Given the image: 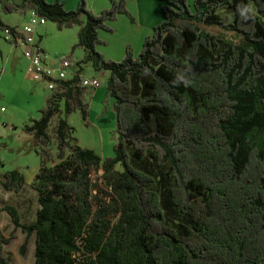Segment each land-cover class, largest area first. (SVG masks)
Instances as JSON below:
<instances>
[{
  "label": "trees",
  "instance_id": "obj_1",
  "mask_svg": "<svg viewBox=\"0 0 264 264\" xmlns=\"http://www.w3.org/2000/svg\"><path fill=\"white\" fill-rule=\"evenodd\" d=\"M164 19L136 55L121 61L99 51L102 29L130 15L126 0L97 14L88 0H0V29L19 26L3 13L36 9L59 28L79 26L81 70L47 98L24 130L41 166L33 223L0 204L26 239L34 264H264V0H161ZM86 15L87 21L81 19ZM237 32L231 39L207 29ZM17 43L15 38L9 40ZM109 72L119 143L103 157L79 145L68 116L90 115L83 64ZM21 192L19 170L0 180ZM0 239V264H14Z\"/></svg>",
  "mask_w": 264,
  "mask_h": 264
},
{
  "label": "rangeland",
  "instance_id": "obj_2",
  "mask_svg": "<svg viewBox=\"0 0 264 264\" xmlns=\"http://www.w3.org/2000/svg\"><path fill=\"white\" fill-rule=\"evenodd\" d=\"M9 1L22 4L25 0ZM48 1L53 3L56 0ZM94 3L96 10L92 11L95 13H101L105 9L102 8L104 7L102 4H108L110 7L109 0H94ZM189 3L192 4L190 7L195 9L194 0H189ZM26 16L20 10L3 13V19L13 25L27 21ZM81 19L86 22V15H82ZM207 29L231 39L239 40L241 37L239 33L217 25H209ZM41 30L44 34L40 44L45 50L47 60L51 64H59L62 58H70L72 66L68 69V76L74 73V70H78L85 57V50L82 47L74 48L79 40L80 27L61 29L55 21L47 20ZM39 38L37 35L38 40ZM25 58L23 46L9 41L5 31L0 29V180L7 171L19 170L29 184L27 190L36 192L32 183L40 169L41 157L35 151L34 137L24 130V125L32 118L40 117L52 90L44 81H35L27 75L28 63ZM86 68L92 70L93 66L88 63L85 65ZM99 78L101 87L89 88L86 95L90 108L89 118L84 119L82 112L78 110L70 114L68 119L75 127L79 145L94 149L103 157H111L114 156L115 147L119 143L115 98L108 93L109 72L106 70L99 72ZM12 193L0 185V204L13 203L16 195L13 196V200L10 198ZM16 232L9 214L3 212L0 218V239L8 237L9 234L16 236L9 245H6V254L12 256L14 264H34L35 240L29 244L27 253L23 256L19 250L24 243L25 235L21 230L17 234Z\"/></svg>",
  "mask_w": 264,
  "mask_h": 264
},
{
  "label": "crops",
  "instance_id": "obj_3",
  "mask_svg": "<svg viewBox=\"0 0 264 264\" xmlns=\"http://www.w3.org/2000/svg\"><path fill=\"white\" fill-rule=\"evenodd\" d=\"M63 1L67 9H75L78 7L79 0H63ZM126 1H127L128 9L130 11V15L123 14L120 15L116 20L111 21L110 25L112 26V30L102 29L100 31V35L104 42L98 45V49L105 55L107 59H112L116 61L123 60L126 56L127 49L129 47H132L135 54L138 55L142 51L146 39L153 35L155 26L161 23L164 19V15L161 8L162 7L161 0H126ZM94 4H95L94 0H88V5H89L88 7L93 11L96 10ZM109 4H111L110 0H109ZM102 6H104L102 8L105 9L109 8L108 4L107 5L102 4ZM26 15H27L26 17H28L29 19V13H27ZM27 21L25 20V22L23 21V23H16V24L20 25L19 27H21ZM42 27H44V25L38 27V34H37L40 36L39 38L40 42L42 41V37L44 34L43 31L41 30ZM25 60L27 61L29 67L30 61L27 58H25ZM59 64L52 63L53 66H58ZM85 65L86 64H83L82 66L83 71L81 75L83 78H88V79L94 77L99 78V73L95 71L94 67L92 68V70H89L88 68L85 69ZM28 67H27V75L30 77V75L28 74ZM80 70L81 68H79L78 70H74V73H72L69 77H72ZM28 185L29 184L26 183V187ZM26 187L21 192L11 191L9 193L13 192L12 196H10V198L12 199L13 196L16 195V197H14L15 201L11 204L12 205L15 204L14 206H16L19 209L20 213L22 214L23 221L25 223L30 224L36 220V216L39 208L38 195L37 192L35 191L33 192L28 191ZM6 204H10V203L8 202ZM13 229H15L14 225H13ZM15 230L17 232L19 230L22 231L21 228H17ZM24 235L26 239V234L24 233ZM33 240H35L36 243L35 234L32 235V237L30 238L29 244Z\"/></svg>",
  "mask_w": 264,
  "mask_h": 264
},
{
  "label": "built area",
  "instance_id": "obj_4",
  "mask_svg": "<svg viewBox=\"0 0 264 264\" xmlns=\"http://www.w3.org/2000/svg\"><path fill=\"white\" fill-rule=\"evenodd\" d=\"M47 18L42 16L36 9L29 11V19L18 31L21 36H13L11 28H6L5 34L8 40L15 38L17 43L24 47V54L30 61L28 74L35 81H44L50 90H55L58 81L69 78L68 69L72 66L70 58H62L58 66H53L48 60L44 48L37 39L38 27L47 22ZM82 85L87 88L98 89L101 87V80L98 77L91 79L83 78Z\"/></svg>",
  "mask_w": 264,
  "mask_h": 264
}]
</instances>
